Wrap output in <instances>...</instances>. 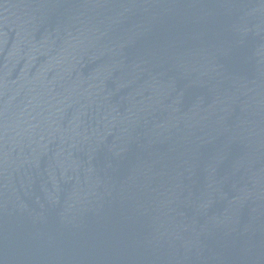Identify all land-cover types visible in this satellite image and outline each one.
Wrapping results in <instances>:
<instances>
[{"label": "water", "instance_id": "water-1", "mask_svg": "<svg viewBox=\"0 0 264 264\" xmlns=\"http://www.w3.org/2000/svg\"><path fill=\"white\" fill-rule=\"evenodd\" d=\"M0 264H264V0H0Z\"/></svg>", "mask_w": 264, "mask_h": 264}]
</instances>
